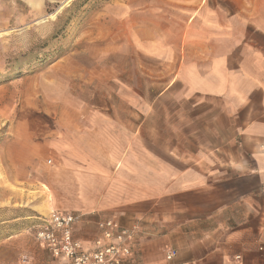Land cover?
I'll list each match as a JSON object with an SVG mask.
<instances>
[{"label":"crops","instance_id":"crops-1","mask_svg":"<svg viewBox=\"0 0 264 264\" xmlns=\"http://www.w3.org/2000/svg\"><path fill=\"white\" fill-rule=\"evenodd\" d=\"M117 10L120 35L165 64V95L60 116L48 214L82 215L85 246L100 221L137 225L135 264H264V0Z\"/></svg>","mask_w":264,"mask_h":264},{"label":"rangeland","instance_id":"rangeland-1","mask_svg":"<svg viewBox=\"0 0 264 264\" xmlns=\"http://www.w3.org/2000/svg\"><path fill=\"white\" fill-rule=\"evenodd\" d=\"M124 1L0 0V264H62L34 228L50 212L60 116L165 95V64L120 35Z\"/></svg>","mask_w":264,"mask_h":264},{"label":"built area","instance_id":"built-area-1","mask_svg":"<svg viewBox=\"0 0 264 264\" xmlns=\"http://www.w3.org/2000/svg\"><path fill=\"white\" fill-rule=\"evenodd\" d=\"M83 216L76 213L53 211L40 219L36 239L57 260L71 264H135L133 257L137 225L123 227L115 220L100 221V236L90 246L75 240L74 227L81 223ZM264 251V246L260 247ZM177 256L175 249H169L167 260Z\"/></svg>","mask_w":264,"mask_h":264},{"label":"trees","instance_id":"trees-1","mask_svg":"<svg viewBox=\"0 0 264 264\" xmlns=\"http://www.w3.org/2000/svg\"><path fill=\"white\" fill-rule=\"evenodd\" d=\"M37 225H39V223H36L35 226H34V228H35V227H38Z\"/></svg>","mask_w":264,"mask_h":264}]
</instances>
